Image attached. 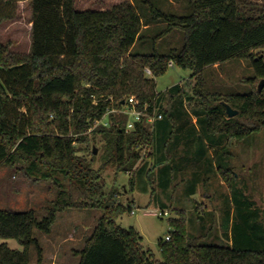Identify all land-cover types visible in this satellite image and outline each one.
I'll return each instance as SVG.
<instances>
[{
	"label": "trees",
	"instance_id": "trees-1",
	"mask_svg": "<svg viewBox=\"0 0 264 264\" xmlns=\"http://www.w3.org/2000/svg\"><path fill=\"white\" fill-rule=\"evenodd\" d=\"M5 1L27 0H0V22L12 18L1 13ZM28 1L30 53L12 52L0 43V167L20 164L30 179L51 182L57 195L41 220L34 210L0 209V239L16 240L22 247L0 244V264H32L33 247L38 251L36 264H43L35 230L49 234L58 214L68 209L102 212L83 249L76 252L79 264H264V230L251 224L253 205L243 211L232 193V231L238 230L239 240L233 234L231 246L205 244L202 237L189 235L184 218H174L169 220L174 228L170 239L159 241L162 259L157 260L144 249L136 229L119 225L118 220L133 211V202L120 203L118 190H107L103 177L109 166H116L130 174L133 191L146 174L156 171L164 175L162 184H173L174 174L185 171L177 164L179 148H173L174 157L159 159L157 142L160 135L168 141L178 131L177 141L186 139L188 152L195 156L182 159L196 167L188 197L197 192V185H207L212 171L231 189L237 172L225 144L264 132V89L258 91L264 57L255 54L264 49V6L249 0H190L192 13L181 16L150 3L144 16L130 1L107 10L84 11L76 8V0ZM161 25L165 27L155 35L153 50L134 53L139 42L149 39L147 33ZM177 30L183 34V47L160 53V40ZM231 60L251 64L253 76L245 80L250 90L212 92L204 78L206 69ZM170 65L193 72L197 79L193 96L184 98L181 84L166 94L157 91L156 79ZM130 98L137 101L138 110L147 107L148 113L156 112L162 119L148 124L143 117L127 131L129 116L117 111L124 110ZM186 103L191 111L184 110ZM226 104L238 115L229 118ZM190 114L197 117L199 130L193 128L184 138L177 122ZM106 116L109 124H101ZM98 138L103 153L96 170L91 143ZM154 159L157 164L151 167ZM171 160L177 169L169 168L166 162ZM237 212L242 226L236 225Z\"/></svg>",
	"mask_w": 264,
	"mask_h": 264
},
{
	"label": "rangeland",
	"instance_id": "rangeland-1",
	"mask_svg": "<svg viewBox=\"0 0 264 264\" xmlns=\"http://www.w3.org/2000/svg\"><path fill=\"white\" fill-rule=\"evenodd\" d=\"M123 1L137 3L144 16L150 11V3L172 14L182 16L192 13L190 0H76V8L80 11L107 10ZM249 1L264 6V0ZM1 13L12 18L0 22V43L7 46L12 52L30 53L32 28L30 1L18 3L5 1L2 3ZM164 27L165 25H161V28L160 26L154 27L155 30L147 33L149 39L139 42L133 48V52L152 51L153 39ZM183 43V34L177 30L160 40L158 49L160 53L165 54L173 49L180 50ZM255 54L264 55V49L255 51ZM192 75L193 72L190 70L170 65L168 71L156 79L157 91L166 94L168 89L181 84L185 92L184 98L193 96L197 79L192 78ZM252 76L251 64L243 60H231L222 65H215L206 69L204 73L207 87L212 92L236 94L246 93L250 90L251 86L245 80ZM168 104V101L165 100L164 105ZM191 109L190 105L186 103L184 110L188 112ZM180 121L185 122L183 118ZM180 121L177 122V127L181 124ZM101 124L108 125L109 117L106 116ZM213 136L214 139H218V135ZM178 138V131L174 134V138L168 141L164 140L162 135L158 137L157 145L161 148L159 159H166V155L174 157L173 148H179V151L182 152L176 155L181 160L195 157L194 152H188L186 139L177 141ZM229 142L231 145L225 144L226 150L232 155L229 158L237 172L233 186L231 189L228 188V185L221 186L222 178L212 171L207 185L202 182L196 186L198 192L194 198H189L187 194L192 173L187 169L182 174L174 172L173 184H162L160 177L164 175L158 171L155 174L151 173L149 177L146 174L135 191L129 185L130 174L117 171L116 166H109L103 172L106 189L118 190L119 201L124 205L133 202L132 210L135 213H125L118 220L119 225L125 229H136L143 237L144 249L150 251L157 260L162 259L159 241L166 239L174 230L173 226L169 224V220L174 218H184L189 235L202 237L205 244L231 246L233 234L236 236L235 239L239 240L238 230L232 231L233 219L230 216V209L235 205L233 197L238 201L237 206L243 211H250L249 207L253 205L251 224L258 225L264 230V132L253 135L246 141L232 140ZM91 144L97 149L94 163V168L97 170L101 166L102 143L98 138L95 144L94 142ZM215 156L218 155L213 157ZM166 163H169V168L175 166L172 160ZM150 164L151 167L156 165L157 160L150 161ZM177 168L175 166V169ZM230 191L234 194L233 197L229 196ZM56 195V188L51 182L30 179L20 164L14 167H0L1 210H34L38 219L41 220L46 215L51 202L56 199ZM155 210H166L170 216L160 218L150 214ZM179 212H182L183 215L179 216ZM101 215L102 212L98 209H68L58 214L49 234L35 230V237L43 250V264H79L80 257L76 255V252L83 249L85 241L93 233ZM235 217L236 225L242 226V216H239L237 212ZM2 243H7L11 249L22 250L16 240L0 239V244ZM261 247L264 248V245ZM31 256L32 264H36L38 259L36 247L32 248Z\"/></svg>",
	"mask_w": 264,
	"mask_h": 264
},
{
	"label": "built area",
	"instance_id": "built-area-1",
	"mask_svg": "<svg viewBox=\"0 0 264 264\" xmlns=\"http://www.w3.org/2000/svg\"><path fill=\"white\" fill-rule=\"evenodd\" d=\"M147 73L151 75L150 70H147ZM137 104L138 103L134 98H130L128 101L127 107L122 111H117L118 113H124V114H127L129 116V119H128V122L126 125L127 131L134 130L136 123L141 122L143 117L146 118V122L148 124H153L157 120L162 119V115H157L156 112L153 114L148 113L147 107L143 111L138 110ZM112 112H116V111L113 110ZM131 213L134 214L135 212L132 211ZM150 214H153V215L158 216L160 218L170 216L169 212L166 210H155V211H152ZM166 239L169 240L170 238L166 237Z\"/></svg>",
	"mask_w": 264,
	"mask_h": 264
},
{
	"label": "crops",
	"instance_id": "crops-1",
	"mask_svg": "<svg viewBox=\"0 0 264 264\" xmlns=\"http://www.w3.org/2000/svg\"><path fill=\"white\" fill-rule=\"evenodd\" d=\"M184 121L185 122L180 121L181 124L179 125L178 130L180 132H182V135L181 136H183L184 138H186L189 135L190 131L193 128H196L197 127L196 126L197 125V117L190 114L189 116H185ZM186 122L188 123V125H184V123H186ZM196 129H197V131L199 130V128H196ZM178 153H182V152L179 151ZM209 153H210V155H212L213 154V149L210 148L209 149ZM178 158H179V161H177V164H179L178 165L179 169H183V170L187 169L189 171H194L196 169V167L195 166H192V164L189 163L188 161L187 162H185V161L183 162V160H181L180 157H178ZM204 160H205V158H204ZM220 185L221 186H225L227 184L222 180V182L220 183ZM197 192L195 194L191 195L189 198L196 197ZM229 196H231V191H230V195ZM209 197H211V196H209Z\"/></svg>",
	"mask_w": 264,
	"mask_h": 264
},
{
	"label": "water",
	"instance_id": "water-1",
	"mask_svg": "<svg viewBox=\"0 0 264 264\" xmlns=\"http://www.w3.org/2000/svg\"><path fill=\"white\" fill-rule=\"evenodd\" d=\"M261 57H264V55H262ZM264 89V79L261 80L258 84V91H262ZM226 113L228 115L229 118L235 117L236 115H238V111L234 110L231 106L226 104ZM94 153L97 154V149L94 148Z\"/></svg>",
	"mask_w": 264,
	"mask_h": 264
}]
</instances>
